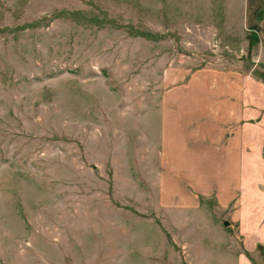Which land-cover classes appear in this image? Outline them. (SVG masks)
<instances>
[{
  "label": "rangeland",
  "instance_id": "374dc122",
  "mask_svg": "<svg viewBox=\"0 0 264 264\" xmlns=\"http://www.w3.org/2000/svg\"><path fill=\"white\" fill-rule=\"evenodd\" d=\"M245 1L0 0V264H264L217 202L264 153Z\"/></svg>",
  "mask_w": 264,
  "mask_h": 264
},
{
  "label": "crops",
  "instance_id": "0c3cea01",
  "mask_svg": "<svg viewBox=\"0 0 264 264\" xmlns=\"http://www.w3.org/2000/svg\"><path fill=\"white\" fill-rule=\"evenodd\" d=\"M245 2H246L244 6V20L246 22L245 27L246 29L254 31L258 39V44L264 46V0H246ZM258 9L262 12V15H258L259 18H257L256 16V11ZM259 112H261L259 118L260 127L259 129H257L256 127V137L259 136L264 138V109L261 106L259 107V110H257V113ZM250 167H252L251 168L252 174L250 175L251 177L250 179L253 181V188H252L253 200L250 202V200H248L246 197V183L249 182L246 181V177H245L246 165L245 163H243V165H241L240 168L239 190L233 192L232 195L230 197L228 196L224 201H220L217 199V202L220 204L221 210L227 209V211H232L231 209L235 203V205L239 209V212L237 214V219L239 220L240 231L243 232L245 236L248 238L247 241L253 240L254 243L252 246L255 247L257 242H260L264 245V153H262V150L254 153V164L253 166L250 164ZM160 172L161 173L159 177H161L162 179H164L166 176H171L174 174V171L172 172L171 168L168 169L166 173L162 170ZM181 181L182 180L177 178V180L175 181L176 187L182 189L183 191L186 190V192L188 193V194L186 193L187 194L186 196L189 198V200L190 197L191 200H194L196 194L193 192L194 193L193 195L192 190H190L189 187L186 188L183 187L184 185L182 184ZM164 192H165L164 198H167V200H169L171 203L172 200L175 199L176 194L174 195L167 190H165ZM205 192L208 197L217 198V195L219 193V186L216 185L209 186V188ZM250 203H252V205H250ZM215 211H220V210L213 207V212ZM247 218L251 220L250 227L246 225ZM233 220H235V215L233 216L231 212H230V217H228L224 213L219 214V222H224V221L228 222V224L225 225L227 227L223 228L224 230L227 229L230 230V228L233 229L231 225L232 224L231 221ZM228 237L229 239L233 238L234 233H229ZM248 247L251 248V245H249ZM222 254L225 255L226 254L225 251ZM233 257H234V264H251L249 260L245 257V255H243L242 253L241 254L238 253L237 256L232 255V258ZM221 258L226 261L225 263L227 262L230 263L229 258L228 259L223 257ZM216 259L219 261L218 255ZM220 263H224V261H221Z\"/></svg>",
  "mask_w": 264,
  "mask_h": 264
}]
</instances>
